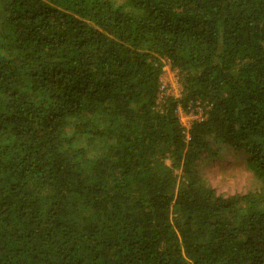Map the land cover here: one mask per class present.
<instances>
[{
	"label": "trees",
	"instance_id": "trees-1",
	"mask_svg": "<svg viewBox=\"0 0 264 264\" xmlns=\"http://www.w3.org/2000/svg\"><path fill=\"white\" fill-rule=\"evenodd\" d=\"M0 264H264V0H0Z\"/></svg>",
	"mask_w": 264,
	"mask_h": 264
},
{
	"label": "rangeland",
	"instance_id": "rangeland-1",
	"mask_svg": "<svg viewBox=\"0 0 264 264\" xmlns=\"http://www.w3.org/2000/svg\"><path fill=\"white\" fill-rule=\"evenodd\" d=\"M161 79L166 84V90L164 95L173 96L179 98L182 93V87L179 82V77L177 72L169 67L168 62L165 63L164 72ZM192 111L196 114L197 118H201L200 115L204 113L202 108L196 107ZM179 116L183 123H189L190 119L188 113L184 111L183 108H179ZM223 164H215L211 167L207 178L211 187L216 191L217 194L223 196H231L235 194L245 193L248 190H252L257 187V183L252 177L245 171H239L240 168H235L236 170L226 169L222 171L221 167Z\"/></svg>",
	"mask_w": 264,
	"mask_h": 264
},
{
	"label": "built area",
	"instance_id": "built-area-1",
	"mask_svg": "<svg viewBox=\"0 0 264 264\" xmlns=\"http://www.w3.org/2000/svg\"><path fill=\"white\" fill-rule=\"evenodd\" d=\"M160 90H161V93H164L165 92V90H166V84L164 83V81L161 79V88H160ZM200 108V107H199ZM204 110V109H203ZM186 112V111H185ZM186 113H188V117H189V119H190V121H189V123L187 124H185V123H183L182 121H181V119H180V121H181V123L183 124V126L185 127V128H187V129H190V127H191V125L193 124V122H195V121H202L203 120V118H204V113L202 114V115H200L201 116V118H197L196 117V114L192 111V109L189 111V112H186ZM178 115H179V110H178ZM179 118H180V116H179Z\"/></svg>",
	"mask_w": 264,
	"mask_h": 264
},
{
	"label": "crops",
	"instance_id": "crops-1",
	"mask_svg": "<svg viewBox=\"0 0 264 264\" xmlns=\"http://www.w3.org/2000/svg\"><path fill=\"white\" fill-rule=\"evenodd\" d=\"M168 64H169V67H171L169 62H168Z\"/></svg>",
	"mask_w": 264,
	"mask_h": 264
}]
</instances>
